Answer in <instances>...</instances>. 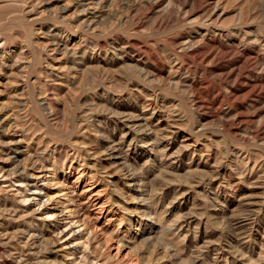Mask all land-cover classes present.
I'll use <instances>...</instances> for the list:
<instances>
[{"label": "rangeland", "instance_id": "obj_1", "mask_svg": "<svg viewBox=\"0 0 264 264\" xmlns=\"http://www.w3.org/2000/svg\"><path fill=\"white\" fill-rule=\"evenodd\" d=\"M0 44L16 181L92 264H264V0H0ZM36 207L0 190V264H70Z\"/></svg>", "mask_w": 264, "mask_h": 264}, {"label": "bare ground", "instance_id": "obj_2", "mask_svg": "<svg viewBox=\"0 0 264 264\" xmlns=\"http://www.w3.org/2000/svg\"><path fill=\"white\" fill-rule=\"evenodd\" d=\"M88 3L92 5L94 4L91 2ZM3 45L0 44V75L7 77L8 75H5L6 73L3 68L8 67L10 65V62L8 61L9 60L8 56L10 55H7L5 53L6 54L5 57L3 56V58H1V53H3V51L6 50V48H4ZM3 110H4L3 108L0 109V130L1 129L5 130L4 128L8 127V129L6 128L8 131L7 132L6 130L0 131V190L1 192L4 193L11 191L14 201H16L17 204L21 205V207L31 208L37 206L35 209L33 208L34 210L32 213L36 217L39 216L37 218V221L42 225L43 228L45 226V228L48 229V232L57 238L56 239L57 241L59 240L60 242L59 244L62 248L61 251L63 250V252L67 255L66 257L69 258L68 260L70 261V264H80L81 262H82L81 264H92V259H91L92 257L90 255L86 256L84 254L86 249L80 251L81 249L89 247L87 245L90 239L88 238L89 239L88 240L83 236L84 233L83 228L85 227L83 225L84 224L83 219H81V216L78 213L77 209L74 208L72 202L68 204L69 198H67L66 201H62L63 199L59 201L56 199L54 195L49 194V189H48L49 182H48L47 174L48 172L52 173V171L50 170L53 169H48L46 171L44 170L41 172L40 175L35 174L31 176V178L28 180L25 177L27 181H24V178L23 181L22 180L16 181V164L14 165V167L12 166L13 168H11L10 164L12 162H15L16 152H17L16 145L20 144L22 141H20V139L16 140L18 136H16V126L14 123L15 121L12 122L11 117L5 116ZM19 152H23V151L21 150ZM16 182H20V184L17 185L18 187L17 193H16ZM65 202H68L67 205L65 204ZM6 203L7 200L4 202V204ZM4 207L5 210L6 206L4 205ZM7 211H9L10 213L11 208L8 209ZM41 235L42 234H39V236ZM42 243H44L47 246V247L45 246L46 248L50 246V244L49 246L47 245L49 242L45 243V241H43ZM41 245H39V247ZM87 252L88 251L86 250V253ZM82 253L85 256H79V254Z\"/></svg>", "mask_w": 264, "mask_h": 264}]
</instances>
